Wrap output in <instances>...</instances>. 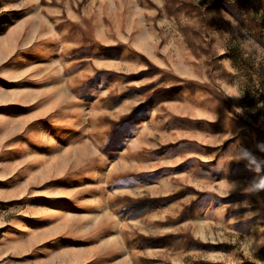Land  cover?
Here are the masks:
<instances>
[{
	"label": "rangeland",
	"instance_id": "rangeland-1",
	"mask_svg": "<svg viewBox=\"0 0 264 264\" xmlns=\"http://www.w3.org/2000/svg\"><path fill=\"white\" fill-rule=\"evenodd\" d=\"M0 264H264V0H0Z\"/></svg>",
	"mask_w": 264,
	"mask_h": 264
}]
</instances>
